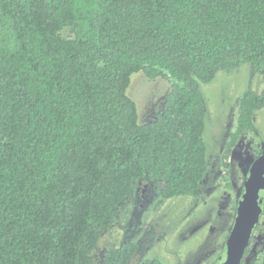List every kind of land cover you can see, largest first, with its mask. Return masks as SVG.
<instances>
[{
  "label": "trees",
  "instance_id": "obj_1",
  "mask_svg": "<svg viewBox=\"0 0 264 264\" xmlns=\"http://www.w3.org/2000/svg\"><path fill=\"white\" fill-rule=\"evenodd\" d=\"M244 63L264 74V0H0V264H128L138 244L97 259L101 236L135 179L199 194L200 84ZM136 72L172 80L143 124ZM262 106L242 93L225 159Z\"/></svg>",
  "mask_w": 264,
  "mask_h": 264
},
{
  "label": "rangeland",
  "instance_id": "obj_2",
  "mask_svg": "<svg viewBox=\"0 0 264 264\" xmlns=\"http://www.w3.org/2000/svg\"><path fill=\"white\" fill-rule=\"evenodd\" d=\"M171 79H149L143 72L131 75L127 89L135 101L138 122L148 123L161 111ZM264 93V74L250 64L218 71L211 82L200 84L205 104L204 134L207 170L197 196H177L157 204V183L135 179L131 201L119 205L113 225L101 236L94 250L97 259L111 247L135 241L138 251L128 264H213L233 224L235 198L242 185L249 152L264 138V107L256 112V131L239 137L223 165L224 151L234 130L239 97L244 91ZM256 137V138H255ZM262 221V219H260ZM259 221V222H261ZM259 225V223H258ZM251 251L264 246V220L251 241ZM256 264L261 259H256ZM263 264V263H261Z\"/></svg>",
  "mask_w": 264,
  "mask_h": 264
},
{
  "label": "water",
  "instance_id": "obj_3",
  "mask_svg": "<svg viewBox=\"0 0 264 264\" xmlns=\"http://www.w3.org/2000/svg\"><path fill=\"white\" fill-rule=\"evenodd\" d=\"M264 188V181L258 183L253 168L244 183L233 224L225 241V258L220 264H239L254 226L261 214L259 192Z\"/></svg>",
  "mask_w": 264,
  "mask_h": 264
},
{
  "label": "flooded vegetation",
  "instance_id": "obj_4",
  "mask_svg": "<svg viewBox=\"0 0 264 264\" xmlns=\"http://www.w3.org/2000/svg\"><path fill=\"white\" fill-rule=\"evenodd\" d=\"M260 74H262V73H260ZM251 91H253V92L257 93V94H264V93L258 92L256 90H251ZM239 99H240V97H239ZM238 103H239V101H238ZM263 107L264 106H262L260 108H257L255 110L254 114H253L254 130L253 131L245 130L242 134H240L238 136V138L235 141V144L238 141L239 137H241L245 132H254V131H256V124H255V116L256 115L255 114H256V112L259 109H261ZM237 116H238V112H237ZM236 124H237V117H236L235 127H236ZM235 127H234V129H235ZM229 139H230V136H229ZM229 139H228V141H229ZM228 141H227V143H228ZM235 144L232 146V149L235 146ZM225 148H226V146H225ZM230 153H231V151H230ZM248 156L249 157H247V158L249 159L248 160L249 162H248V165H247L246 170H245L244 179H243L242 185H241V187L239 189V193L237 194V196L235 198V204L233 206L235 208V212H234L235 214H236V210H237V206H238V201H239L242 193L244 192V183L247 180V178L249 177L250 170L253 168V170L255 172V176H256V178H258V183H260V182L262 183L264 181V138H261L259 143L254 145V149L251 152H249ZM228 158H229V156H228ZM228 158L226 159L227 161H225L226 163L228 162ZM226 169H229V165H228V168H226ZM259 198L261 200L260 201V205L262 207V211H261V214H260V216H259V218H258V220H257V222H256V224L254 226L253 232L251 234V237H250L249 242L247 244V247L245 249L244 255H243V257H242V259H241L239 264H256L255 262H256L257 258H260L261 259V263L264 264V246L261 249H259L258 251L252 252L251 251L252 247L250 245L255 230L257 229V227L264 220V188H262L260 190ZM234 217H235V215L233 216V220L232 221H234ZM260 219H262V221ZM259 221H261V222H259ZM258 223H259V225H258ZM225 249H226V246L224 245V248L220 251L219 255L216 258V261L213 264H220L224 260V258H225ZM152 263H153V261H152Z\"/></svg>",
  "mask_w": 264,
  "mask_h": 264
}]
</instances>
